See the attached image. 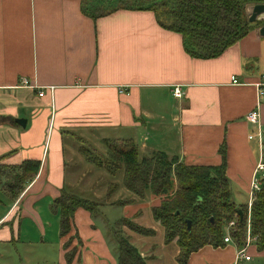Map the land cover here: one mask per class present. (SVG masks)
Masks as SVG:
<instances>
[{"label": "crops", "instance_id": "1", "mask_svg": "<svg viewBox=\"0 0 264 264\" xmlns=\"http://www.w3.org/2000/svg\"><path fill=\"white\" fill-rule=\"evenodd\" d=\"M258 30L215 58L196 59L151 11L117 10L93 20L80 0H0V165L39 163L17 197L0 187V245L10 246L16 264H117L106 231L122 218L154 231L141 235L122 227L145 264H178L177 244H165L152 217L161 197L149 190L139 199L122 188L110 202L94 200L108 194L95 184L84 187L86 173L74 180L82 164H92L81 152L83 162L75 164L72 141L104 146L106 139H133L140 156L161 151L205 166L222 163L223 146L232 202L245 207L255 166L264 158V135L260 147L249 138L256 129L245 118L258 109L264 134V93L259 98L255 86L264 74ZM22 78L36 87L21 86ZM175 86L182 97L172 95ZM84 189L96 190L89 200L98 202L97 216L76 209L71 231L61 236L53 201L63 192L86 199ZM241 197L246 204H239ZM115 207L123 210L119 219L110 212ZM246 231L249 260L237 258L231 240L199 248L187 264H264L249 223Z\"/></svg>", "mask_w": 264, "mask_h": 264}, {"label": "trees", "instance_id": "2", "mask_svg": "<svg viewBox=\"0 0 264 264\" xmlns=\"http://www.w3.org/2000/svg\"><path fill=\"white\" fill-rule=\"evenodd\" d=\"M80 3L83 14L93 20L117 10L151 11L163 29L181 35L185 51L196 59L215 58L253 27L264 25V20L249 23L246 14L249 5L264 4V0H80ZM103 144L106 155L93 158L85 154L87 162L112 175L121 170L122 185L139 199L149 190L161 197L160 203L151 208L152 217L163 228L165 244L172 241L177 244L178 264H187L189 255L203 246H221L227 236L232 237L237 247L245 246L247 205L237 208L232 202L223 146L219 148L222 163L205 166L177 162L161 151L140 156L133 139H106ZM38 167L37 161L0 165V187L9 191L12 198L17 197ZM118 186L114 182L111 192ZM98 207V202L61 193L52 204L60 216V235L66 236L71 231L76 209L87 210L96 218ZM232 220L235 226L224 231ZM122 227L141 235H153L154 231L125 218L106 231L107 239L115 246L117 264H145V258L122 233ZM249 236L258 250L264 249V185L256 192L250 208ZM72 256L73 252L66 254L68 262Z\"/></svg>", "mask_w": 264, "mask_h": 264}, {"label": "rangeland", "instance_id": "3", "mask_svg": "<svg viewBox=\"0 0 264 264\" xmlns=\"http://www.w3.org/2000/svg\"><path fill=\"white\" fill-rule=\"evenodd\" d=\"M264 19V15H262L259 19H257V21H261ZM73 142V146H75L76 148H74V152L73 156H76L77 158L74 160L76 165L77 164H82L81 162H83L79 157H81L79 155V152H81V154H86L87 156H91V157H102L106 155V149L104 148V146L102 144H99V146H95L93 144L87 143V142H78V141H72ZM90 145H93L90 146ZM97 149V150H96ZM79 155V157H78ZM82 158V157H81ZM74 164V165H75ZM73 165V166H74ZM79 166V165H78ZM77 168V167H76ZM83 173H86V176L83 177ZM78 176H82V184L84 185V187H90L92 184H95L96 189L98 188L99 190H105L106 193L108 194L107 197H103L101 200L99 198H93V193H95L96 190L93 191H88L87 189H84L85 193H84V197H86V199H94L98 202H103L106 201L104 199L108 198V201L110 202V200L113 199V197L116 196H120V191L122 188L125 189V187L122 185L121 183V178H122V171L119 170L116 174L112 175L109 172H107L106 170L96 167L95 165H92L91 167H86L84 164H82L80 166V171L77 172L75 175H73V178L75 181L76 178H78ZM118 183V188L116 189V191L111 192L112 191V185L113 183ZM111 192V193H110ZM116 192V193H115ZM124 193H126V190H123ZM148 196V195H147ZM246 199L241 197L239 204H246L247 201H245ZM237 202V201H236ZM141 210V209H140ZM110 212L112 213V217L113 219H119L118 217H120L121 215H123V210L120 207H115L113 209L110 210ZM139 213H142L141 211H139ZM138 213V214H139ZM112 223V222H111ZM125 230H127L126 227ZM125 234V233H124ZM3 249H6V251H2ZM11 248L10 246L7 245H0V264H16L15 259L13 258V255H11Z\"/></svg>", "mask_w": 264, "mask_h": 264}, {"label": "built area", "instance_id": "4", "mask_svg": "<svg viewBox=\"0 0 264 264\" xmlns=\"http://www.w3.org/2000/svg\"><path fill=\"white\" fill-rule=\"evenodd\" d=\"M231 83H233V84L238 83L234 76L231 77ZM20 85L24 86V87H29V88L36 87L33 83L29 82L25 78H22L20 80ZM255 86L257 87V96L259 98L262 97V95L264 93V74H262L260 76V80L255 83ZM171 92L175 98L182 97V91H181V88L179 86L173 87ZM42 95H43V93L39 92V96H42ZM245 118L249 123H251L253 126H255V129H256V133L253 135H249V138L256 137L260 147H262L264 134H263L261 126H260L258 109H253V110L249 111L246 114ZM263 185H264V158L262 157L255 166V170H254L253 178H252V182H251V188L249 191V198H248L247 211H246L247 230H248V223H249V219H250L251 205L255 199L256 192H258L262 188ZM234 225H235V220H232L227 225V229L230 227H234ZM224 240H225V242H231V240H229L228 237H225ZM237 258L239 260L240 259L249 260L250 256L248 254H246V247L245 246L237 247Z\"/></svg>", "mask_w": 264, "mask_h": 264}, {"label": "water", "instance_id": "5", "mask_svg": "<svg viewBox=\"0 0 264 264\" xmlns=\"http://www.w3.org/2000/svg\"><path fill=\"white\" fill-rule=\"evenodd\" d=\"M246 14L248 17V22L254 23L257 19H259L262 15H264V4L249 5L247 7ZM258 32L259 35L264 36V25L259 27ZM16 121L22 126L25 125V120L17 119ZM238 214L241 215L240 210L238 211ZM189 226H190V221H187V227L189 228Z\"/></svg>", "mask_w": 264, "mask_h": 264}, {"label": "bare ground", "instance_id": "6", "mask_svg": "<svg viewBox=\"0 0 264 264\" xmlns=\"http://www.w3.org/2000/svg\"><path fill=\"white\" fill-rule=\"evenodd\" d=\"M227 237L229 238V240H231L229 236H227ZM224 239H225V237H224ZM224 239H223V241L225 242V240H224Z\"/></svg>", "mask_w": 264, "mask_h": 264}]
</instances>
